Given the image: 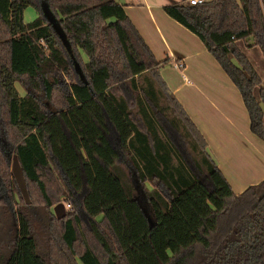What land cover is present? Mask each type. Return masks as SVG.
<instances>
[{
	"label": "trees",
	"instance_id": "16d2710c",
	"mask_svg": "<svg viewBox=\"0 0 264 264\" xmlns=\"http://www.w3.org/2000/svg\"><path fill=\"white\" fill-rule=\"evenodd\" d=\"M161 8L216 61L264 141V86L238 46L264 60V0ZM167 62L114 0H0V264H264V178L232 191L160 76Z\"/></svg>",
	"mask_w": 264,
	"mask_h": 264
},
{
	"label": "crops",
	"instance_id": "0c3cea01",
	"mask_svg": "<svg viewBox=\"0 0 264 264\" xmlns=\"http://www.w3.org/2000/svg\"><path fill=\"white\" fill-rule=\"evenodd\" d=\"M114 1L122 5L154 57L157 60L168 58L167 70L162 67L163 72H166L162 76L163 80L201 133L208 152L232 191L239 193L247 184L235 180L241 168L237 170L229 157H234L239 142L244 145L247 140L264 147L248 130V118L236 88L196 37L163 12L161 6L165 3H150L147 0H143L142 4L136 0ZM34 17L35 12L31 7L24 9V22ZM174 62H181L182 67L174 68ZM234 160L237 159L234 157ZM246 166L249 170V165ZM240 174L245 176L244 171ZM251 178L253 175L247 181L250 182ZM256 178H264V172Z\"/></svg>",
	"mask_w": 264,
	"mask_h": 264
},
{
	"label": "rangeland",
	"instance_id": "374dc122",
	"mask_svg": "<svg viewBox=\"0 0 264 264\" xmlns=\"http://www.w3.org/2000/svg\"><path fill=\"white\" fill-rule=\"evenodd\" d=\"M136 1H139V3L142 4L143 0H136ZM147 1L150 3L160 1V2L165 3V4H173V3H181V2H184L187 0H147ZM136 10L139 13L141 12L139 9H136ZM238 46L243 51V53L246 55L248 60L252 63L256 72L260 76L262 85L264 86V60L261 56V53H260L258 47H256V46L247 47L246 45H244L242 43H238ZM163 67H165V69L168 68V66L166 64ZM159 74L162 77L166 74V72H163V68H161L159 71ZM15 88H16L18 94H20V95L23 94V92H24L23 89L17 83H15ZM107 135H108V139L111 142V144L115 146V136H114V133L110 127H108ZM255 140L257 142H259L264 147V141L260 140L259 138L255 139ZM244 143L245 144L242 145L241 142H239L238 147H236V149H237L236 154H235V152L233 153L235 159H237V160L235 161L234 157H232V156L229 157V159L233 161V166L236 167L237 170H240V168H241L240 173H241V171H244V174H245V176L243 177L242 174H240L237 171L238 176L235 178V180L242 182V184L246 183L247 185H249L251 180L255 181V183L258 182L259 180H257V178H256L257 175H259V173L264 172V170H259L261 168L264 169V148L260 147L257 143L248 142L247 140L244 141ZM252 159H253V161H252ZM246 164L249 165V170L246 169L247 168ZM121 165L126 170L125 163L121 162ZM236 165H238V166H236ZM252 165H253V169L255 171H253V169L251 168ZM252 175H253V178H251L250 182L247 181ZM232 181H234V180L232 179ZM146 186L149 187L147 184H146ZM0 196L6 200L5 190L3 188L1 181H0ZM56 204H61L62 205L61 210H63L64 212H65V208L69 207L67 205V202L65 200L64 195H61L58 198V200L56 201V203L50 207L49 210L52 213H53V207Z\"/></svg>",
	"mask_w": 264,
	"mask_h": 264
},
{
	"label": "water",
	"instance_id": "95a60500",
	"mask_svg": "<svg viewBox=\"0 0 264 264\" xmlns=\"http://www.w3.org/2000/svg\"><path fill=\"white\" fill-rule=\"evenodd\" d=\"M10 172L14 178V181H15L18 189H19V192H20L25 204H28L29 199H28V195H27V192L25 189L23 176H22L21 169H20V166L18 164L16 155H14V154L10 157ZM61 209H62L61 204H56L53 207V213H54L55 217L59 218L64 214V211Z\"/></svg>",
	"mask_w": 264,
	"mask_h": 264
},
{
	"label": "built area",
	"instance_id": "2783aa9c",
	"mask_svg": "<svg viewBox=\"0 0 264 264\" xmlns=\"http://www.w3.org/2000/svg\"><path fill=\"white\" fill-rule=\"evenodd\" d=\"M189 4H197V3H202L204 0H187ZM174 68H181L182 63L181 62H174L173 64Z\"/></svg>",
	"mask_w": 264,
	"mask_h": 264
}]
</instances>
